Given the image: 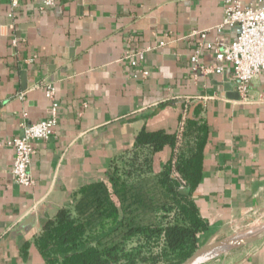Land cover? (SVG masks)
<instances>
[{
  "label": "crops",
  "instance_id": "1",
  "mask_svg": "<svg viewBox=\"0 0 264 264\" xmlns=\"http://www.w3.org/2000/svg\"><path fill=\"white\" fill-rule=\"evenodd\" d=\"M41 2L18 0L10 16L9 0H0V264H46L35 243L45 223L80 187L107 180L140 131L176 134L184 113V155L196 153L197 171L193 187H182L206 221L196 246L263 226L264 75L242 100L227 64L202 75L190 61L199 39L191 31L235 37V26L219 27L223 0ZM41 82L54 86L58 118L51 138L33 142L32 184L22 186L11 177L10 140L50 114ZM171 155L165 144L157 168ZM201 264H264V236Z\"/></svg>",
  "mask_w": 264,
  "mask_h": 264
},
{
  "label": "trees",
  "instance_id": "2",
  "mask_svg": "<svg viewBox=\"0 0 264 264\" xmlns=\"http://www.w3.org/2000/svg\"><path fill=\"white\" fill-rule=\"evenodd\" d=\"M185 129L178 145L176 134L140 131L112 160L107 180L80 187L35 238L46 264H179L189 256L206 221L180 192L181 179L191 188L197 171L196 153L184 155ZM165 144L172 155L158 169Z\"/></svg>",
  "mask_w": 264,
  "mask_h": 264
},
{
  "label": "built area",
  "instance_id": "3",
  "mask_svg": "<svg viewBox=\"0 0 264 264\" xmlns=\"http://www.w3.org/2000/svg\"><path fill=\"white\" fill-rule=\"evenodd\" d=\"M57 0H42L40 9L53 7ZM9 15L13 16L18 7V0H9ZM235 26V37L224 42L219 39L212 41L206 39V32L191 31L198 33L199 39L193 45L190 55L192 67L197 68L202 75L221 73L224 64L230 68L232 79L235 81L236 91L242 100L247 99L248 87L251 80L258 74L264 75V0H255L253 3L243 4L240 0H223V16L219 27ZM16 43V39H12ZM163 42L159 41L158 46ZM204 51H209L213 61L203 62L201 56ZM133 56H141L139 52H128ZM137 54V55H136ZM132 58V57H131ZM136 66L135 58L130 60ZM142 76L149 74L146 69H139ZM44 88L45 96L50 99V114L38 121L23 125L22 133L10 140L13 149V161L11 177L13 181L22 186H30L32 178L29 172L32 155L34 153L33 142L36 140H48L54 133L57 123L58 103L54 99V86L52 83H39ZM176 132L177 145L181 141L184 130V116ZM178 176L177 172H174ZM184 184L181 180L180 187Z\"/></svg>",
  "mask_w": 264,
  "mask_h": 264
},
{
  "label": "water",
  "instance_id": "4",
  "mask_svg": "<svg viewBox=\"0 0 264 264\" xmlns=\"http://www.w3.org/2000/svg\"><path fill=\"white\" fill-rule=\"evenodd\" d=\"M180 192L188 194L189 188L182 187L180 188ZM263 236H264V225L257 227V228H251L245 232L232 234V235L223 237L221 239L197 246L196 249L189 256H187L183 261H181L179 264H194L196 260L199 259L207 251L218 249L216 253L226 252L231 249L238 248L248 243H251L253 241H256L262 238Z\"/></svg>",
  "mask_w": 264,
  "mask_h": 264
},
{
  "label": "rangeland",
  "instance_id": "5",
  "mask_svg": "<svg viewBox=\"0 0 264 264\" xmlns=\"http://www.w3.org/2000/svg\"><path fill=\"white\" fill-rule=\"evenodd\" d=\"M181 180H182V179H181ZM183 181H184V180H183ZM180 184H181V181H180ZM255 226H259V225H252V226H250V227H245V228H243V229H240V231H239V230L236 231V232L233 233V234H237V233H240V232H245L246 230H249V228H255ZM221 253H224V252H218V253H216V254H213L211 257H209V258H207V259H205V260L199 262L198 264L206 263V262L210 261L212 258L218 257Z\"/></svg>",
  "mask_w": 264,
  "mask_h": 264
},
{
  "label": "bare ground",
  "instance_id": "6",
  "mask_svg": "<svg viewBox=\"0 0 264 264\" xmlns=\"http://www.w3.org/2000/svg\"><path fill=\"white\" fill-rule=\"evenodd\" d=\"M217 251H218V249H217V250H210V251H207V252L204 253L199 259H197L195 263L197 264V263H199V262H201V261H203V260H205V259L211 257V256H212L213 254H215ZM195 263H194V264H195Z\"/></svg>",
  "mask_w": 264,
  "mask_h": 264
}]
</instances>
